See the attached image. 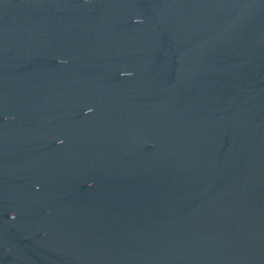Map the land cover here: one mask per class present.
Wrapping results in <instances>:
<instances>
[{
	"label": "water",
	"instance_id": "water-1",
	"mask_svg": "<svg viewBox=\"0 0 264 264\" xmlns=\"http://www.w3.org/2000/svg\"><path fill=\"white\" fill-rule=\"evenodd\" d=\"M0 264H264V0H0Z\"/></svg>",
	"mask_w": 264,
	"mask_h": 264
}]
</instances>
